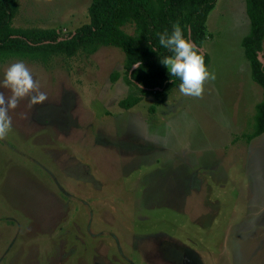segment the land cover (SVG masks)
Returning a JSON list of instances; mask_svg holds the SVG:
<instances>
[{"label":"rangeland","instance_id":"374dc122","mask_svg":"<svg viewBox=\"0 0 264 264\" xmlns=\"http://www.w3.org/2000/svg\"><path fill=\"white\" fill-rule=\"evenodd\" d=\"M16 2L14 29L67 34L89 21L91 0ZM249 30L245 0H217L201 45L216 78L202 97L177 85L127 111L118 102L139 93L115 47L0 62V81L22 60L48 96L22 99L0 140V264H264Z\"/></svg>","mask_w":264,"mask_h":264},{"label":"trees","instance_id":"16d2710c","mask_svg":"<svg viewBox=\"0 0 264 264\" xmlns=\"http://www.w3.org/2000/svg\"><path fill=\"white\" fill-rule=\"evenodd\" d=\"M216 3L217 0H91L88 23L62 34L55 29L12 28L18 2L0 0V62L17 58L45 64L56 55L73 57L78 53L92 54L98 46L115 47L124 55V83L139 93L118 102L127 111L142 97L158 96L181 83L161 63V58L171 53L159 45L158 34L165 30L171 33L172 25L179 22L185 36L201 48L206 39V20ZM245 3L250 30L241 46L250 78L260 87L262 96L256 106L254 130L247 136L250 141L264 134V0ZM125 26H132L133 33H126ZM202 52L207 66L208 55ZM134 65L137 66L132 69ZM117 77L113 73L111 80Z\"/></svg>","mask_w":264,"mask_h":264},{"label":"clouds","instance_id":"9594fccd","mask_svg":"<svg viewBox=\"0 0 264 264\" xmlns=\"http://www.w3.org/2000/svg\"><path fill=\"white\" fill-rule=\"evenodd\" d=\"M159 45L171 55L161 58L172 77L180 79L179 91L185 96L200 98L205 84L215 80V73L205 64L203 52L185 36L179 22L172 25V31L158 34ZM0 87L10 91L6 96L0 92V140L7 138L12 131L13 120L10 110L18 107L27 98L30 106L43 104L48 96L40 90V83L34 78L32 70L22 61L11 63L4 72Z\"/></svg>","mask_w":264,"mask_h":264},{"label":"crops","instance_id":"0c3cea01","mask_svg":"<svg viewBox=\"0 0 264 264\" xmlns=\"http://www.w3.org/2000/svg\"><path fill=\"white\" fill-rule=\"evenodd\" d=\"M213 11V10H212ZM264 134H262V135H260V136H258V137H261V136H263ZM258 137H256V138H253L252 140H250V141H254L255 139H257Z\"/></svg>","mask_w":264,"mask_h":264},{"label":"water","instance_id":"95a60500","mask_svg":"<svg viewBox=\"0 0 264 264\" xmlns=\"http://www.w3.org/2000/svg\"><path fill=\"white\" fill-rule=\"evenodd\" d=\"M198 49H200L201 51H203L202 48H198ZM136 66H137V65H134V66L132 67V69H134Z\"/></svg>","mask_w":264,"mask_h":264},{"label":"flooded vegetation","instance_id":"af4514ba","mask_svg":"<svg viewBox=\"0 0 264 264\" xmlns=\"http://www.w3.org/2000/svg\"><path fill=\"white\" fill-rule=\"evenodd\" d=\"M182 254L184 255L185 253L183 252V253H181V255H182ZM185 257H186V256H185Z\"/></svg>","mask_w":264,"mask_h":264}]
</instances>
